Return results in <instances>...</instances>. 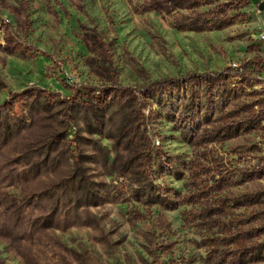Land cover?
<instances>
[{
  "label": "rangeland",
  "instance_id": "rangeland-1",
  "mask_svg": "<svg viewBox=\"0 0 264 264\" xmlns=\"http://www.w3.org/2000/svg\"><path fill=\"white\" fill-rule=\"evenodd\" d=\"M161 1L166 13L217 0ZM246 4L222 0L156 29L133 18L126 36L124 19L98 25L95 65L68 71L35 63L17 40L25 26L0 18V264H264V134L254 104L235 102L240 88L260 95L255 64L231 62L245 87L169 76L176 31L248 28ZM136 34L163 44L160 66L133 50ZM233 136L240 144L224 147Z\"/></svg>",
  "mask_w": 264,
  "mask_h": 264
},
{
  "label": "crops",
  "instance_id": "crops-1",
  "mask_svg": "<svg viewBox=\"0 0 264 264\" xmlns=\"http://www.w3.org/2000/svg\"><path fill=\"white\" fill-rule=\"evenodd\" d=\"M146 0H2L0 3V18L13 25L15 29L25 26L17 34L18 41H24L32 45V58L35 63L44 66L62 63L64 70L68 71V66L91 67L92 60L97 56V48L90 47L87 41L97 39L94 33L96 26L105 25L110 27L113 21L116 25L120 19H124L121 28L117 31L124 32L125 36L129 30L122 31V26L129 25L128 22L133 18L151 19L153 29L159 26L161 28L164 17H171L179 13L209 12L212 8L222 2L217 0L212 4H203L196 8L188 10L170 9L163 13L162 1L158 0V5H145ZM264 6V0H247L245 12L253 20H250L248 28L241 23L230 25L224 28H214L207 31H198L195 29H183L175 32L171 39L174 41L169 46L170 73L169 76L175 81L183 74L193 71H202L205 76L212 81L215 77L231 78V80H241L240 84L245 87L246 79L231 69V62L252 61L260 75L263 69L264 61V41L260 35L264 32V9L258 7ZM241 10V9H240ZM169 22V21H168ZM168 22H166L168 24ZM156 26V27H155ZM169 24V29H173ZM19 29V28H18ZM160 30V29H159ZM237 33L235 37L231 35ZM258 34V35H257ZM141 35V36H140ZM133 50L137 51L138 56L144 60L151 59L153 65H161V62L167 57L163 54V44L156 43L148 36L142 34L133 35L130 38ZM127 45V44H126ZM125 44L121 47L123 48ZM128 46V45H127ZM129 46L127 51H129ZM119 54V53H117ZM114 58L115 54L112 55ZM120 56V55H119ZM89 60V62H87ZM88 63V64H87ZM161 72V71H160ZM251 74V73H250ZM162 74H157L156 78L161 79ZM244 79H242V78ZM253 79V78H252ZM258 86L261 90L256 92L260 95L255 97L250 89L240 88L242 96L237 97L235 102L238 104H254L252 110L256 113L255 132L260 136L264 134V79H259ZM239 83V82H238ZM235 86V84H234ZM224 92V96L227 92ZM220 96L217 95L216 98ZM215 96L212 97V99ZM260 99L262 100L260 102ZM251 100V101H250ZM254 102L259 103V105ZM236 108V107H235ZM221 114L230 112L227 107L218 111ZM259 112H262L259 115ZM233 121L236 124L238 118L234 112ZM227 121H224V124ZM221 121H219V124ZM240 136H233L223 140V146L237 144ZM225 154L227 151H224ZM239 150L234 151L238 155ZM251 157L252 151L249 150ZM242 165V161H240ZM242 173V170H240Z\"/></svg>",
  "mask_w": 264,
  "mask_h": 264
},
{
  "label": "built area",
  "instance_id": "built-area-1",
  "mask_svg": "<svg viewBox=\"0 0 264 264\" xmlns=\"http://www.w3.org/2000/svg\"><path fill=\"white\" fill-rule=\"evenodd\" d=\"M260 39L262 41H264V32L260 35ZM234 66L237 67V68H239L241 71L244 72V68L242 66H239V65H234ZM258 79H264V67L261 70L260 75H258ZM257 142L259 143L260 146H263L264 147V140H261L260 138H258L257 139Z\"/></svg>",
  "mask_w": 264,
  "mask_h": 264
}]
</instances>
